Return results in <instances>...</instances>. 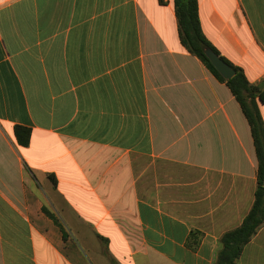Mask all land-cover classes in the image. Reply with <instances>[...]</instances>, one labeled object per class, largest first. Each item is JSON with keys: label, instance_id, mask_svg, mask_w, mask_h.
I'll list each match as a JSON object with an SVG mask.
<instances>
[{"label": "crops", "instance_id": "obj_1", "mask_svg": "<svg viewBox=\"0 0 264 264\" xmlns=\"http://www.w3.org/2000/svg\"><path fill=\"white\" fill-rule=\"evenodd\" d=\"M198 1L264 86V0ZM257 174L242 105L182 43L174 0H0V264H214ZM236 264H264V224Z\"/></svg>", "mask_w": 264, "mask_h": 264}, {"label": "trees", "instance_id": "obj_2", "mask_svg": "<svg viewBox=\"0 0 264 264\" xmlns=\"http://www.w3.org/2000/svg\"><path fill=\"white\" fill-rule=\"evenodd\" d=\"M179 35L182 43L214 72L225 81L236 96L251 125L258 157V185L255 192V201L244 217L242 223L224 232L220 237V248L217 251L214 264H236L240 259L245 246L252 240L264 224V121L259 108V101L264 102V86L253 84L245 75L243 69L234 65L208 39L202 29L199 15L198 0H174ZM211 46L235 69L236 74L226 79L214 66L205 53V47ZM31 128L15 125V135L21 145H28L31 139ZM53 178V176H52ZM56 183V178H54ZM58 224L59 219L52 214ZM199 232L192 231L188 246L196 249L200 243Z\"/></svg>", "mask_w": 264, "mask_h": 264}, {"label": "water", "instance_id": "obj_3", "mask_svg": "<svg viewBox=\"0 0 264 264\" xmlns=\"http://www.w3.org/2000/svg\"><path fill=\"white\" fill-rule=\"evenodd\" d=\"M205 53L218 71L226 78L230 79L236 74V69L227 62L214 48L205 47Z\"/></svg>", "mask_w": 264, "mask_h": 264}, {"label": "rangeland", "instance_id": "obj_4", "mask_svg": "<svg viewBox=\"0 0 264 264\" xmlns=\"http://www.w3.org/2000/svg\"><path fill=\"white\" fill-rule=\"evenodd\" d=\"M74 232H75V231H74ZM75 233H76V232H75ZM82 245H83L84 248H86V246H85L84 244H82ZM86 249H87V248H86ZM87 251H89V249H88Z\"/></svg>", "mask_w": 264, "mask_h": 264}]
</instances>
